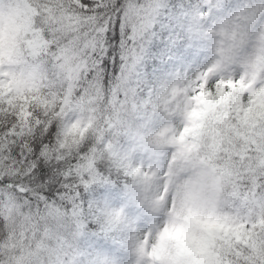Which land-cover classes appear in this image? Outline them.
I'll return each instance as SVG.
<instances>
[{"label":"snow or ice","instance_id":"1","mask_svg":"<svg viewBox=\"0 0 264 264\" xmlns=\"http://www.w3.org/2000/svg\"><path fill=\"white\" fill-rule=\"evenodd\" d=\"M27 4L23 62L0 58V264H135L126 233L112 223L118 212L140 214L126 168L143 172L153 160L117 120L145 123L147 114L133 109L171 77L194 81L197 93L202 83L227 90L229 73L201 77L225 49L237 60L259 49L264 59V0ZM231 68L235 84L241 72ZM170 163L168 153L155 165L168 199ZM244 188L259 199L233 227L264 236V176ZM261 249L246 248L251 259L236 264H264Z\"/></svg>","mask_w":264,"mask_h":264},{"label":"trees","instance_id":"2","mask_svg":"<svg viewBox=\"0 0 264 264\" xmlns=\"http://www.w3.org/2000/svg\"><path fill=\"white\" fill-rule=\"evenodd\" d=\"M28 10L27 0H7L2 6L0 58L5 63L23 62L22 45L31 24ZM234 64L241 72L235 84L231 82ZM216 72L229 73L227 90L222 83L209 92L202 83L197 93L194 81L184 84L171 77L151 100L133 109L147 114L145 123L134 126L131 115L117 120L153 160L152 164L145 160L143 172L126 168L127 195L140 214L126 220L118 212L112 223L126 233L135 264H236L237 258L251 259L246 248L253 255L262 251L260 230L248 232L233 224L247 220L259 199L254 190L244 188L245 183L255 184L257 175L264 176V59L259 49L243 60L225 49L201 79L206 81ZM168 153L166 187L171 199L163 193L165 186L155 166ZM191 173L188 182L185 177ZM183 178L188 191L178 195L169 190L173 180ZM151 202L161 208L160 224ZM143 216L152 220L150 228L134 231Z\"/></svg>","mask_w":264,"mask_h":264},{"label":"rangeland","instance_id":"3","mask_svg":"<svg viewBox=\"0 0 264 264\" xmlns=\"http://www.w3.org/2000/svg\"><path fill=\"white\" fill-rule=\"evenodd\" d=\"M174 182H176V180ZM171 185H172V187H174L175 186V183H172ZM179 186H180V188L183 189V188H186L187 187V184H186V182L183 181V183H179Z\"/></svg>","mask_w":264,"mask_h":264}]
</instances>
